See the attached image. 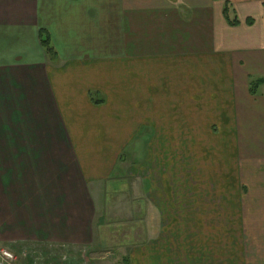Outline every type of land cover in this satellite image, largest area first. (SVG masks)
Returning a JSON list of instances; mask_svg holds the SVG:
<instances>
[{
	"label": "crops",
	"instance_id": "crops-1",
	"mask_svg": "<svg viewBox=\"0 0 264 264\" xmlns=\"http://www.w3.org/2000/svg\"><path fill=\"white\" fill-rule=\"evenodd\" d=\"M224 1L0 0V245L96 242L101 197L123 180L120 154L141 128L150 126L148 143L165 149L181 132L182 146L188 117L206 106L189 87L204 83L197 59L208 47L206 5L213 46L234 64L232 84L238 67L246 79H264V0H227L237 25L224 19ZM244 91L216 96L213 116L232 115L241 132L262 133L264 120L254 119H264V93ZM157 117L168 118L164 129ZM151 247L131 250L130 264H170Z\"/></svg>",
	"mask_w": 264,
	"mask_h": 264
},
{
	"label": "rangeland",
	"instance_id": "rangeland-1",
	"mask_svg": "<svg viewBox=\"0 0 264 264\" xmlns=\"http://www.w3.org/2000/svg\"><path fill=\"white\" fill-rule=\"evenodd\" d=\"M202 12L200 30L206 36L201 40L208 47L197 60L205 78L189 87L206 106L201 116L188 117V143L183 140L181 146L179 132L172 149L156 148L155 142L148 143L152 129L142 127L119 159L125 171L114 176L123 173V180L101 197L96 242L75 248L8 245L16 264H121L122 256L141 246L144 251L152 246L156 255L162 252L170 264H264V132H241L244 127L234 120L239 118L213 116L211 107L220 93L223 99L244 95L256 76L246 79L238 67L242 77L232 84L231 56L216 50L208 30L212 10L206 5ZM187 14L197 17L191 8ZM263 93L264 85L254 95ZM168 121L157 117L162 129ZM148 154L150 162L139 166Z\"/></svg>",
	"mask_w": 264,
	"mask_h": 264
},
{
	"label": "trees",
	"instance_id": "trees-1",
	"mask_svg": "<svg viewBox=\"0 0 264 264\" xmlns=\"http://www.w3.org/2000/svg\"><path fill=\"white\" fill-rule=\"evenodd\" d=\"M222 15L226 22L229 25H237L239 24V20L236 17V14L234 12V9L232 8L231 4L225 0L222 6ZM245 23L247 25H251L253 23V19L250 17H247L245 19ZM40 43L44 47L47 53L52 55V46L50 44V40L48 35L44 31H40ZM264 84V79L263 78H255L249 82L248 85V91L250 94L254 95L256 93L257 88L261 85ZM119 159H122V154H120ZM121 264H130L129 257L127 255L122 256L121 258Z\"/></svg>",
	"mask_w": 264,
	"mask_h": 264
},
{
	"label": "built area",
	"instance_id": "built-area-1",
	"mask_svg": "<svg viewBox=\"0 0 264 264\" xmlns=\"http://www.w3.org/2000/svg\"><path fill=\"white\" fill-rule=\"evenodd\" d=\"M17 256L8 245H0V264H16Z\"/></svg>",
	"mask_w": 264,
	"mask_h": 264
}]
</instances>
